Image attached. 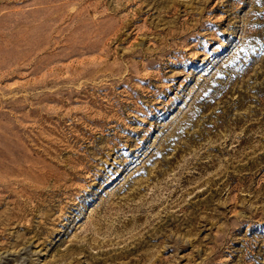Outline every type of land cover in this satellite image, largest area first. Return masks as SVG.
Wrapping results in <instances>:
<instances>
[{
    "label": "rangeland",
    "instance_id": "obj_1",
    "mask_svg": "<svg viewBox=\"0 0 264 264\" xmlns=\"http://www.w3.org/2000/svg\"><path fill=\"white\" fill-rule=\"evenodd\" d=\"M0 264H264V0H0Z\"/></svg>",
    "mask_w": 264,
    "mask_h": 264
},
{
    "label": "bare ground",
    "instance_id": "obj_2",
    "mask_svg": "<svg viewBox=\"0 0 264 264\" xmlns=\"http://www.w3.org/2000/svg\"><path fill=\"white\" fill-rule=\"evenodd\" d=\"M32 172V171H31ZM31 175H33V174H31ZM35 175V174H34ZM37 176V175H36ZM15 178V177H14ZM46 178V177H45ZM57 179H59V178H57ZM35 181V180H34ZM27 182V181H26ZM32 182V181H31ZM13 185H14V183H13ZM17 193V192H16ZM28 196V195H27Z\"/></svg>",
    "mask_w": 264,
    "mask_h": 264
}]
</instances>
